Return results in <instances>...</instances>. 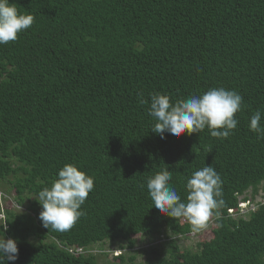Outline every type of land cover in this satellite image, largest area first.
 <instances>
[{
    "label": "trees",
    "instance_id": "16d2710c",
    "mask_svg": "<svg viewBox=\"0 0 264 264\" xmlns=\"http://www.w3.org/2000/svg\"><path fill=\"white\" fill-rule=\"evenodd\" d=\"M10 3L34 22L0 45V182L23 208L1 210L4 238L18 247L4 264H264V201L239 213L241 195L264 181V138L249 129L254 112L264 114V0ZM218 87L243 97L223 140L207 128L161 138L139 102ZM65 164L92 176L94 188L69 230L46 229L35 198ZM204 166L220 175L224 204L209 218L212 238L180 248L175 238L191 225L159 213L146 181L167 168L186 202L187 179ZM137 236L161 243L144 263ZM103 243L118 251L99 262L89 250Z\"/></svg>",
    "mask_w": 264,
    "mask_h": 264
},
{
    "label": "clouds",
    "instance_id": "9594fccd",
    "mask_svg": "<svg viewBox=\"0 0 264 264\" xmlns=\"http://www.w3.org/2000/svg\"><path fill=\"white\" fill-rule=\"evenodd\" d=\"M33 22L31 14L20 13L10 0H0V45L15 41L18 34L29 29ZM139 102L149 104L148 114L155 121L151 131L161 138H164V133L174 138L185 133L191 136L207 128L212 137L223 140L238 125L235 114L241 110L243 97L234 90L218 87L175 103L160 93L150 94V101L141 97ZM262 118L264 114L256 110L250 118L249 129L264 138V125L260 123ZM171 180L172 172L167 168L147 178L148 195L153 207L167 217L183 218L191 225L193 232H200L207 226L214 210L224 204L220 175L213 166L194 171L185 186L186 202L181 201L170 184ZM93 188L92 176L78 170L73 164H65L51 185L40 190L35 198L41 206L38 218L42 226L56 231L69 230L84 215L81 206ZM5 231L7 224L0 225V264L18 258L17 241L5 239Z\"/></svg>",
    "mask_w": 264,
    "mask_h": 264
},
{
    "label": "rangeland",
    "instance_id": "374dc122",
    "mask_svg": "<svg viewBox=\"0 0 264 264\" xmlns=\"http://www.w3.org/2000/svg\"><path fill=\"white\" fill-rule=\"evenodd\" d=\"M242 197H245L246 200L245 203H239L240 212L244 213L248 208H253L256 206V203H260L264 201V181L261 182L256 192L254 193V196L251 195V191L247 190ZM241 196L239 199H241ZM5 207H9L12 210L22 211L23 208L20 206H17L16 203L13 201V195L11 192L8 191L7 186L0 182V219L2 217V211ZM214 220L209 219L207 221V226L202 229L200 232H193L192 229L189 233H187L184 237H176V243L179 245L180 248H187V249H193L196 250L201 244L205 241H208L212 238V228L214 227ZM163 240V239H161ZM135 247L134 250L145 252L139 253L136 256V259L140 263H144L147 259L146 257L149 255V248L152 245H157L161 247L160 241L156 240L154 243H151L150 240H148L147 237L137 236L135 238ZM165 247V246H164ZM118 248L115 245L103 243V244H95L91 247L89 252L96 254L99 262L108 261L112 258L113 255H115L118 251ZM142 249V250H141ZM83 252V251H82Z\"/></svg>",
    "mask_w": 264,
    "mask_h": 264
},
{
    "label": "built area",
    "instance_id": "2783aa9c",
    "mask_svg": "<svg viewBox=\"0 0 264 264\" xmlns=\"http://www.w3.org/2000/svg\"><path fill=\"white\" fill-rule=\"evenodd\" d=\"M78 252H81V249L77 250Z\"/></svg>",
    "mask_w": 264,
    "mask_h": 264
}]
</instances>
